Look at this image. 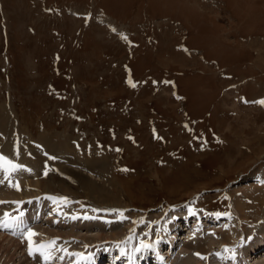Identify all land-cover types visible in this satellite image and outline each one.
Segmentation results:
<instances>
[{
    "label": "rangeland",
    "instance_id": "1",
    "mask_svg": "<svg viewBox=\"0 0 264 264\" xmlns=\"http://www.w3.org/2000/svg\"><path fill=\"white\" fill-rule=\"evenodd\" d=\"M261 101L264 0H0V156L22 166L0 167V178L32 187L28 195L35 188L28 199L48 198L41 211L55 220L37 228L38 240L75 230L76 238H51L67 262L73 250L121 244L130 256L138 244L172 238L165 264H184L173 262L178 252H198L181 246L183 236L202 235L210 257L189 264H218L215 253L242 255L257 241L253 228L264 240V201L253 214L264 196ZM94 161L93 173L84 169ZM76 173L111 196L96 191L91 202ZM40 177L52 193L39 194ZM19 202L9 208L24 209L26 198ZM183 216L177 223L190 228L162 239L110 237L117 224L157 232ZM262 251L238 262L256 263ZM15 256L30 262L23 248Z\"/></svg>",
    "mask_w": 264,
    "mask_h": 264
},
{
    "label": "bare ground",
    "instance_id": "2",
    "mask_svg": "<svg viewBox=\"0 0 264 264\" xmlns=\"http://www.w3.org/2000/svg\"><path fill=\"white\" fill-rule=\"evenodd\" d=\"M41 135V134H40ZM43 138V137H42ZM42 140V139H41ZM43 141V140H42ZM41 141V142H42ZM44 141H45V139H44ZM43 141V142H44ZM41 144V143H40ZM43 145H45V144H43ZM12 147V146H11ZM45 147H46V145H45ZM9 150V149H8ZM16 150V149H15ZM16 154L17 153H15V155L14 156H16ZM13 157V156H12ZM16 158H18V156H16ZM19 159V158H18ZM17 161V160H16ZM90 161V160H89ZM28 163V162H27ZM35 163V162H34ZM100 162H98V164H99ZM24 164L26 165V163L24 162ZM42 163L41 164H37L36 163V165L34 166V167H32V168H34V173L36 174H38L39 176H42L41 175V173H43L44 172V167H42ZM28 166V165H27ZM30 167V166H29ZM84 169H87L88 171H90V172H92L93 173V170L96 168V166H95V161L94 162H92V163H90V162H87V163H85L84 164ZM31 168V169H32ZM45 171H47V170H45ZM41 172V173H40ZM73 173V172H72ZM36 174V175H37ZM79 181V184L80 185H82L83 186V188H84V191H86L87 192V194H88V196L90 195L91 196V199L90 198H88V200H90L91 202H93V201H95L97 198L94 196L93 197V194L96 192V191H98V193L100 192L101 194L100 195H106L107 197H110L111 196V193L104 187V186H101V184H98V181H97V184H95L94 183V185L90 182L89 184L91 185L90 187H89V190H88V188H87V181L90 179H87L86 177H84L82 174H79V173H76V174H73ZM43 178L44 177H40V179H39V182H38V184H37V186L40 188V192H39V194L41 195V194H45V193H52V191L54 190L52 187H51V184H50V182L49 181H47V180H43ZM91 179H93V178H91ZM5 180V178L3 179H1L0 178V214L1 215H4L5 213L8 215V214H12V213H16V212H13L12 211V209H10L9 207L10 206H12V204H13V202L14 203H21V202H19L20 200H22V199H24V198H26V199H28V198H30V197H34L35 195H37L36 194V192H34V191H36L35 190V188H33L34 189V191H32L34 194L33 195H28V194H26V193H23V190H25V191H28L30 188H32V187H30V188H28V187H25V186H22L21 184L19 185V184H17L18 186H16L15 184H11L12 182L9 180L8 181V179L6 180V181H4ZM94 180V179H93ZM8 182H11V183H9V184H11V185H9L8 184ZM15 182H17V181H15ZM14 183V182H13ZM23 183V182H22ZM88 184V185H89ZM30 185V184H29ZM30 186H34L33 184H31ZM23 187V188H22ZM92 188V189H91ZM32 189V190H33ZM31 191V190H30ZM39 191V190H38ZM260 191V190H259ZM32 192H31V194H32ZM29 193V192H28ZM30 194V193H29ZM92 194V195H91ZM46 195V194H45ZM38 197V196H37ZM12 199H14V200H12ZM40 200V199H39ZM116 200V199H115ZM25 201V200H24ZM263 201H264V196L261 198V196H260V198H258V199H256V200H254V203H255V208H256V211H255V213H253L254 214V218L255 217H257L258 215V213H259V209H258V207L263 203ZM26 203V202H25ZM24 203V204H25ZM259 205V206H258ZM21 206V205H20ZM42 208V207H41ZM5 212V213H4ZM32 212H38V211H32ZM44 215V214H43ZM245 216V215H244ZM1 217V216H0ZM253 218V217H252ZM258 218V217H257ZM256 218V219H257ZM1 219V218H0ZM17 219L18 220H24V219H26V217L25 216H18L17 217ZM189 219L190 218H186V217H182V218H177L176 219V221H174L173 223H167V224H165V225H162L160 228H158V231L157 232H153V230L152 229H148L147 231H145L143 228V226H128V227H126V228H124V227H122L121 226V224L120 225H118L117 224V226L115 227V229L113 230V233L111 234V238L112 239H114V240H117V238L118 239H120V240H123L125 237H129V238H131V234H133V232H137V234L138 235H136V236H139V235H141L142 237V239L140 240V243H142L141 241H144V240H150L151 238H154V237H156V238H161L162 239V237L163 236H165V235H167V234H169V233H171V232H177V231H179V229L181 228V232H186L187 231V229H183V227H184V225L181 227V225H179V223H177V222H181V220H186V222H188L189 221ZM261 219V218H260ZM52 221H54L55 219H51ZM51 220H49L46 224H49V223H52V222H50ZM56 220H58V219H56ZM180 220V221H179ZM248 220V219H247ZM155 222V221H154ZM183 222V221H182ZM197 222V221H196ZM260 222V221H259ZM247 223V222H246ZM45 224V225H46ZM186 224H188V223H186ZM57 225V224H56ZM101 226V225H100ZM102 226H104V225H102ZM146 226H148L147 224H146ZM88 227V229H94L95 228V225L94 226H86V228ZM252 227V226H251ZM51 228V227H50ZM97 229H99L100 230V233L102 232L103 233V231L105 230L104 228H101V227H96ZM254 229V231L252 232V233H255L256 234V239H257V241L255 240L254 242H252L251 240H250V243H248L247 244V246H248V248H246V249H244V251H243V254L244 253H246V255L250 252V251H253V250H257V249H259L260 247H263L264 246V240H261L262 238H261V235L260 234H262L263 233V231H259V232H257L256 231V229L255 228H253ZM248 230V229H247ZM75 230H73V229H71V230H68L66 233H64V234H62L61 233V231L59 230L58 231V233H57V235H53V234H50V232H48L49 234V237H50V239L51 238H56V237H59V238H61L62 239V241L63 240H65V239H67V238H73V237H75L76 238V234H72L73 232H74ZM29 233H34V234H36V231L34 232L32 229L31 230H29L26 234H24L23 236H21L19 239L20 240H16V241H14V240H12V242L11 241H9L8 239H6V238H2V240H0V244L2 245V248L4 249L5 247V251L4 252H6V253H8V258H5V256H4V258H2L1 256H0V264H15L14 263V259H16L17 258V256H15V255H17V252H18V250H20V248H23L24 249V247L25 246H27L28 247V249L26 250V247H25V253H26V251H27V253H29L30 255H32L33 257H40V256H42V254H43V252H42V248L43 247H41V246H43V245H46V241L44 240V241H40V240H38L37 238H36V236L35 235H32L31 237L29 236ZM101 233V234H102ZM72 234V235H71ZM178 234V233H177ZM223 234V233H222ZM148 235H150L151 237H149ZM169 236H170V234H169ZM202 236V235H201ZM201 236H195V237H193V238H189V236L188 237H184L183 236V239H182V243H181V246L183 245L184 246V248H186V249H190V250H192V252L194 251L195 252V250L199 253V255H205V256H207V257H210V254H209V250H205V248H203V246H204V244H207V243H209V242H206V241H208L207 239H205L203 236H202V238H201ZM7 237V236H6ZM117 237V238H116ZM248 237V236H247ZM246 237V238H247ZM252 237H253V235H252ZM58 238V239H59ZM155 238V239H156ZM1 239V238H0ZM57 239V240H58ZM100 239H102V240H109V238H108V236H106V235H100ZM134 239V238H133ZM11 240V239H10ZM56 240V239H55ZM69 240H72V239H69ZM125 240V239H124ZM134 241V240H133ZM247 241V240H246ZM14 242H16L17 244H15ZM6 243V244H5ZM167 243H169V246H170V248L171 247H173V249H172V251H168V255L166 256V257H169V256H171L172 254H173V251H175V249H176V247H177V245L174 243V239H172V238H170L169 239V241L167 242ZM214 244V243H213ZM20 247H18V246ZM249 245H251L250 246V248H249ZM206 246V245H205ZM41 247V248H40ZM152 247L154 248V250L153 251H155L156 252V255L158 254V250H157V248L159 247V245H158V243H155V242H153V245H152ZM209 248H211V247H209ZM208 248V249H209ZM13 249H17V252H15L14 253V255L13 256H10V252L13 250ZM249 249H250V251H249ZM138 250H139V247H136L135 249H132V248H130V257H132V258H129V261L130 262H133V263H136L137 262V254H139L140 252H138ZM2 251V250H1ZM211 251H213V250H211ZM210 251V252H211ZM178 252V251H177ZM193 252V253H194ZM216 252V251H215ZM125 253V252H124ZM201 253V254H200ZM251 253V252H250ZM2 254V253H1ZM125 254H127V253H125ZM162 254V253H161ZM189 254V253H188ZM134 255L136 256V257H134ZM147 255V254H146ZM196 255L197 254H193V255H190V257L187 255V252L186 251H180V252H178V254H177V257L175 258V260H173V262L175 263L177 260H179L181 257H183V262L182 263H184V264H189L190 263V261H191V263H192V260L194 261H196L197 260V257H196ZM213 255V254H212ZM26 256H27V254H26ZM148 256H150L151 257V254H149ZM248 256V255H247ZM7 257V256H6ZM16 257V258H15ZM94 258V257H93ZM111 258V260H114V257H110ZM152 258H155L156 259V261L158 260H160L161 258V260L160 261H162L163 260V257H162V255L161 256H154V257H152ZM191 258V259H190ZM117 259V264H123L124 263V261H125V259H127V258H125L124 256H122V258L121 257H119V258H116ZM133 259H135L134 261H133ZM98 260H100V258H98ZM97 260V261H98ZM105 260V259H104ZM132 260V261H131ZM32 261V260H31ZM30 261V262H31ZM95 262V264H98V262ZM185 261V262H184ZM240 261V260H239ZM254 262H256V263H253V264H264V251H262L261 253H258V256L256 255V257H254V260H253ZM29 262V263H30ZM88 262V260L87 261H85L84 263H87ZM130 262H129V264H130ZM28 263V261H26V262H23V263H21V264H29ZM158 263V262H157ZM165 263V262H164ZM137 264V263H136ZM160 264H162V263H160ZM196 264V263H195Z\"/></svg>",
    "mask_w": 264,
    "mask_h": 264
},
{
    "label": "snow or ice",
    "instance_id": "3",
    "mask_svg": "<svg viewBox=\"0 0 264 264\" xmlns=\"http://www.w3.org/2000/svg\"><path fill=\"white\" fill-rule=\"evenodd\" d=\"M260 103H262V104H264V101H261ZM5 165H7L10 169H12V170H17V169H19L20 167H22V166H20V165H17V164H15L13 161H11V160H9L8 158H6V157H3V156H0V167H3V166H5ZM62 199H65L66 200V198H62ZM6 216H7V214H6ZM0 226H3V224L2 223H0ZM32 235H35L34 233H29V236L31 237ZM52 244H54L55 242L53 241V242H51ZM41 247H43V246H41ZM197 255H199V253H197ZM203 258V257H202Z\"/></svg>",
    "mask_w": 264,
    "mask_h": 264
}]
</instances>
